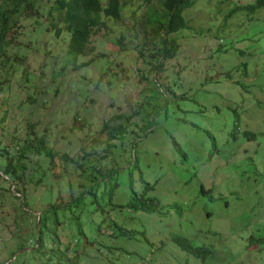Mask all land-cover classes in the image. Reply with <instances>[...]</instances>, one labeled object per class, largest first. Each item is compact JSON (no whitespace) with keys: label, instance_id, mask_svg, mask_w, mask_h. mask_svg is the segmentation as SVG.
I'll list each match as a JSON object with an SVG mask.
<instances>
[{"label":"rangeland","instance_id":"obj_1","mask_svg":"<svg viewBox=\"0 0 264 264\" xmlns=\"http://www.w3.org/2000/svg\"><path fill=\"white\" fill-rule=\"evenodd\" d=\"M252 2L192 0L182 9L186 25L172 33L175 52L164 59L140 49L141 32L134 36L142 0H124L120 19L106 18L89 38L92 50L75 56L65 53L68 32L49 28L47 0L40 15L21 20L0 62V264H71L70 250L84 247L92 261L78 264H264V5ZM106 120H127L122 162L138 135L133 184H151L148 193L163 207L178 201L180 210L132 212L137 217L125 224L136 229L133 237L104 232V246L74 238L68 253L47 241L34 247L35 215L48 198L66 196L67 178L87 183L92 165L109 156L96 159L105 153L98 139ZM31 130L45 139L51 162L26 150L27 166L13 180L5 159L15 160ZM81 146L99 150L82 155V173L71 161ZM37 163L53 176L37 179ZM118 211L130 214L126 206ZM176 234L206 246L204 258L180 247ZM134 247L142 253L126 255Z\"/></svg>","mask_w":264,"mask_h":264},{"label":"trees","instance_id":"obj_2","mask_svg":"<svg viewBox=\"0 0 264 264\" xmlns=\"http://www.w3.org/2000/svg\"><path fill=\"white\" fill-rule=\"evenodd\" d=\"M40 1L0 0V53L3 50L0 62L4 59L5 47L13 42L22 30L21 20L25 17L41 14L39 11ZM47 1L45 17L48 19L49 28L55 35H58L63 30L68 32L65 42V53L75 56L87 50H92L89 45V38L103 27L106 18L120 19V10L124 0ZM153 1L142 0L144 9L134 25L138 27L139 31L135 30V35H133L137 36V33L141 32L140 49H152L151 54H160V57L164 59L172 56L175 52L177 42L172 37V33L186 25L182 9L190 5L192 0ZM261 5H264V0H253L247 6L253 8ZM39 19L36 17L34 20L37 22ZM32 27L34 28L35 26ZM122 32L123 30L116 39V43L123 41L124 34ZM137 50L139 51V49ZM108 121H104L101 126V131L105 134V137L98 139L102 143L101 151L105 153H103V156L97 155L96 159L100 161L107 155L109 156L100 166L92 165L94 170L91 169L87 173V183L83 184L81 179L73 182L67 178L65 180L68 191L66 196L61 195V191H58L53 198H48L44 207L35 215V218L37 215L39 217L37 224L35 223L34 225L35 235L32 242L34 247H42L47 241L49 246L57 243L61 253H68L74 238H84L85 243L94 244L96 247L104 246L105 243L99 241V237L104 232L107 234L105 236L107 238L123 235L126 238L133 237L136 229L129 224H125V222L130 223L133 218L137 217V215L132 216V212L157 214L167 211L168 207H171L174 211L180 210L178 201H171L167 204L168 207H163L157 196L148 193V189L152 186L151 184H141L138 187L133 184L132 169L136 165L134 145L138 135L128 143L126 149L130 156L122 162L123 144L129 139L125 127L127 120L110 124ZM138 127L139 132L143 133L146 131L147 124L145 120L141 121ZM32 131L28 132L27 137L19 142L20 144L16 149L19 153L15 160L12 161L10 157L5 159L3 171L7 175L9 174L8 176H11L13 180L20 175L17 171L22 173L27 166L23 162L24 157H26V160L28 159L26 150L36 153L43 152L49 158L47 159V164L51 162L50 158L53 154L50 151V147L42 137L32 138L30 136ZM116 140L119 143L117 149L114 148ZM79 150L80 153L72 156L71 161L82 173L83 168L79 164L82 155L86 153H95L94 155H96L99 150L92 149L93 152H91L90 149L85 150L82 146ZM0 162H2L1 156ZM54 165L53 162L50 164L53 167ZM37 166L41 169L37 179L42 178V175L53 176L45 173L49 171L46 166L41 163H37ZM62 182L63 179H58L57 186L59 187ZM61 189L66 190L63 187ZM16 190L19 191L18 188ZM50 190L49 187L46 188L47 193H50ZM120 206H126L130 210V214L128 216L116 214L119 212L118 208ZM164 208L165 210H163ZM108 210L115 213L112 218H107L106 213ZM95 219H98L96 223ZM143 237L147 241L144 235ZM171 238L180 247L199 255L200 258H204L208 251L206 246L194 244L185 236L176 234L172 235ZM70 251L67 260L71 264H78L79 258L82 259L89 255L86 247L83 249L72 248ZM141 251L143 250L134 247L127 250L126 255H135ZM88 257L92 261L91 256ZM142 258L144 259L143 254ZM24 261L26 260L22 258V262ZM33 263L32 261H27V264ZM99 264L102 263L100 262Z\"/></svg>","mask_w":264,"mask_h":264}]
</instances>
